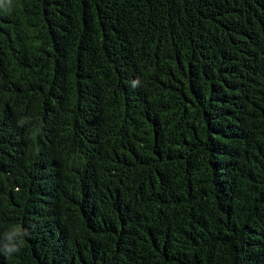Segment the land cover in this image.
<instances>
[{"label":"trees","instance_id":"16d2710c","mask_svg":"<svg viewBox=\"0 0 264 264\" xmlns=\"http://www.w3.org/2000/svg\"><path fill=\"white\" fill-rule=\"evenodd\" d=\"M0 264H264V0H0Z\"/></svg>","mask_w":264,"mask_h":264},{"label":"clouds","instance_id":"9594fccd","mask_svg":"<svg viewBox=\"0 0 264 264\" xmlns=\"http://www.w3.org/2000/svg\"><path fill=\"white\" fill-rule=\"evenodd\" d=\"M27 231L22 229L19 225L15 226L11 231L5 234V240L7 241L4 245L6 254H12L18 252L20 247L23 246V240L17 239L24 235H27Z\"/></svg>","mask_w":264,"mask_h":264}]
</instances>
